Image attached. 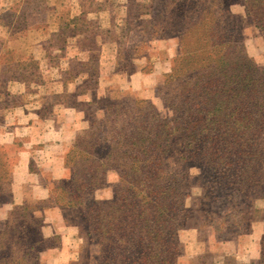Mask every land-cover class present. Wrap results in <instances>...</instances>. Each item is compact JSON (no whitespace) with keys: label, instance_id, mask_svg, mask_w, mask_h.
<instances>
[{"label":"rangeland","instance_id":"rangeland-1","mask_svg":"<svg viewBox=\"0 0 264 264\" xmlns=\"http://www.w3.org/2000/svg\"><path fill=\"white\" fill-rule=\"evenodd\" d=\"M232 2L231 11L242 22L246 52L254 62L250 52L260 53L263 60L262 34L248 18L244 0ZM157 5L159 0H0V174L6 188L0 192L1 205L11 198L14 164L26 150L39 156L32 150L44 145L48 123L59 127L78 117L77 123L84 124L78 135L95 116L104 114L108 103L124 101L130 106L143 99L152 100L166 115L158 90L182 48L176 35L159 38L143 32L158 13L153 10ZM259 65L264 68V63ZM179 148L177 143L175 151ZM254 152L253 147L245 155L239 152L246 161L228 172L221 184L215 181L212 166L202 171L205 178L201 179L196 177L199 168L191 165L190 181L174 186L170 198L163 202L156 196L142 204L143 217L154 221L165 214L163 208L172 212L171 223L179 226L176 264H260L264 182L255 186ZM30 166L35 168L36 162L31 160ZM63 169L67 171L65 158ZM107 178L108 185L94 192L95 199L114 197L120 176L112 170ZM57 179L52 180V188ZM206 185L213 196L208 199ZM28 203L36 206L35 214L44 217L39 226L49 237L44 245L64 246L63 261H55V251H46L51 248L47 247L41 251L40 264H121L127 255L120 242L109 244L104 239L100 244L95 234L92 237L85 210L62 208L50 198ZM240 209L241 215L232 216ZM255 216L262 219L253 221ZM137 221L144 224L142 218ZM127 226L118 232L131 234ZM134 226L137 242L133 244L140 247L142 233L139 225ZM36 228L28 227L26 233L34 235ZM155 250L161 251L160 247ZM144 252L148 255L149 249Z\"/></svg>","mask_w":264,"mask_h":264},{"label":"trees","instance_id":"trees-1","mask_svg":"<svg viewBox=\"0 0 264 264\" xmlns=\"http://www.w3.org/2000/svg\"><path fill=\"white\" fill-rule=\"evenodd\" d=\"M231 3L159 0L149 30H142L159 38L176 35L182 48L158 90L166 115L149 99L130 106L124 101L108 103L104 114L79 132L66 153L67 171L57 179L50 199L62 208L85 210L89 233L95 234L98 243L120 242L127 252L121 264H176L179 226L171 223L172 212L163 208L165 214L154 221L143 217L142 204L156 196L163 202L170 198L174 186L190 181L191 165L199 168L196 177L201 179L205 178L202 171L212 166L214 179L221 184L228 172L246 161L238 153L245 155L253 147L255 186L264 182V68L246 52L242 22L231 11ZM243 4L264 36V0H244ZM177 143L180 148L175 151ZM112 170L120 176L114 197L95 199L94 192L108 185ZM3 178L0 174V192L6 189ZM204 187L205 199L213 197ZM35 210V205L25 202L9 212L0 230V264H40L41 251L52 247L44 245L49 239L39 228L44 217ZM242 213L240 209L232 216ZM98 222L103 227L96 226ZM124 225L131 234L118 232ZM134 225L142 233L140 247L133 244L137 242ZM32 226H38L34 235L27 234ZM159 247L161 251H156ZM260 264H264V232Z\"/></svg>","mask_w":264,"mask_h":264},{"label":"crops","instance_id":"crops-1","mask_svg":"<svg viewBox=\"0 0 264 264\" xmlns=\"http://www.w3.org/2000/svg\"><path fill=\"white\" fill-rule=\"evenodd\" d=\"M264 42V36L261 35ZM252 57L255 56V61L258 64L264 63V59L260 58V53L250 52ZM264 58V50L262 52ZM46 120V119H45ZM45 122H49L46 120ZM55 122V121H54ZM79 122L78 117H74L67 121V124L56 126V123H48L49 127L43 134L45 137L41 147L37 148L39 156H35L31 151H23V157L14 164L12 169V178L10 183L11 198L0 204V229L4 227L8 212L13 205H22L31 200L49 199L51 196V182L54 179L60 178L64 174V158L67 149L73 143L78 131L84 127L83 123ZM65 127V128H64ZM36 162L35 168H31L30 161ZM259 212H256L258 215ZM262 218H253V221H258ZM51 227V226H50ZM53 231L61 233L60 228H54ZM46 234V233H45ZM48 235V234H46ZM64 246L48 248L46 251H55L56 260L58 263L63 261L62 250Z\"/></svg>","mask_w":264,"mask_h":264}]
</instances>
